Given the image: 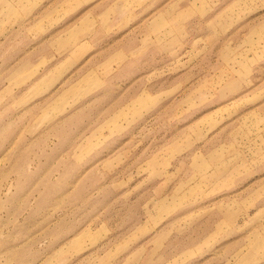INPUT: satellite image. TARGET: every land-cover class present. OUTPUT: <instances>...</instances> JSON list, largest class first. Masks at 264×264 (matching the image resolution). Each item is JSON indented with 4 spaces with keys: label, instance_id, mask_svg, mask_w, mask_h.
<instances>
[{
    "label": "rangeland",
    "instance_id": "rangeland-1",
    "mask_svg": "<svg viewBox=\"0 0 264 264\" xmlns=\"http://www.w3.org/2000/svg\"><path fill=\"white\" fill-rule=\"evenodd\" d=\"M0 264H264V0H0Z\"/></svg>",
    "mask_w": 264,
    "mask_h": 264
},
{
    "label": "bare ground",
    "instance_id": "bare-ground-1",
    "mask_svg": "<svg viewBox=\"0 0 264 264\" xmlns=\"http://www.w3.org/2000/svg\"><path fill=\"white\" fill-rule=\"evenodd\" d=\"M139 98L141 99V97H140V96H139ZM140 99H139V100H140Z\"/></svg>",
    "mask_w": 264,
    "mask_h": 264
}]
</instances>
